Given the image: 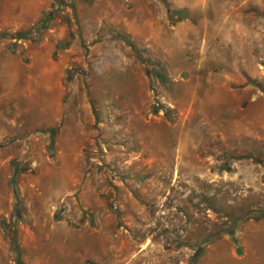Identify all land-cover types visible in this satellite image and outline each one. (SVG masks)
Here are the masks:
<instances>
[{
  "label": "rangeland",
  "instance_id": "1",
  "mask_svg": "<svg viewBox=\"0 0 264 264\" xmlns=\"http://www.w3.org/2000/svg\"><path fill=\"white\" fill-rule=\"evenodd\" d=\"M0 264H264V0H0Z\"/></svg>",
  "mask_w": 264,
  "mask_h": 264
}]
</instances>
